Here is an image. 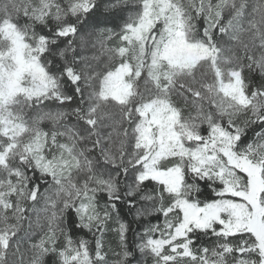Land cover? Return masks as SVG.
<instances>
[{
  "label": "snow or ice",
  "instance_id": "1",
  "mask_svg": "<svg viewBox=\"0 0 264 264\" xmlns=\"http://www.w3.org/2000/svg\"><path fill=\"white\" fill-rule=\"evenodd\" d=\"M0 264H264V0H0Z\"/></svg>",
  "mask_w": 264,
  "mask_h": 264
}]
</instances>
